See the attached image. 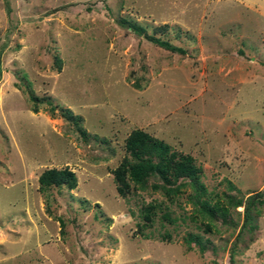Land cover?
Returning a JSON list of instances; mask_svg holds the SVG:
<instances>
[{"label":"rangeland","instance_id":"1","mask_svg":"<svg viewBox=\"0 0 264 264\" xmlns=\"http://www.w3.org/2000/svg\"><path fill=\"white\" fill-rule=\"evenodd\" d=\"M134 128L190 154L227 220L197 213L188 185L168 199L149 179L120 196L112 169ZM65 166L74 187H38L43 169ZM256 191L264 0H0V264H264V201L240 232L243 206L225 198ZM154 198L173 220L157 212L141 232L138 206Z\"/></svg>","mask_w":264,"mask_h":264},{"label":"trees","instance_id":"2","mask_svg":"<svg viewBox=\"0 0 264 264\" xmlns=\"http://www.w3.org/2000/svg\"><path fill=\"white\" fill-rule=\"evenodd\" d=\"M120 22L126 27L139 31L153 43L169 49L171 51H182L167 39L160 38L154 34L144 31L142 25L121 18ZM28 97L33 101L36 99L31 93ZM51 107V106H50ZM52 108V107H51ZM32 109L36 110V106L32 105ZM62 116L77 123L80 116L73 114L68 107L60 109ZM81 133H85L84 129L78 127ZM124 147L127 152L123 156L120 163L112 169L115 188L120 196H126L129 192L142 188L149 179H153L151 186L159 188L166 198L171 199L181 186L188 185L192 188V192L188 194L189 199L194 204L197 213L206 215L209 218L220 217L221 221H226L228 216V207L220 199L210 200L209 195L203 182L199 177V166L195 163L194 158L181 150L173 148L169 143L161 138L155 137L140 128L132 129L124 139ZM39 188L43 189L49 185L62 186L68 188L74 187L76 178L73 170L68 167H47L38 175ZM229 186H233L230 185ZM225 198L233 205L242 204L243 206V222L240 226V232L243 227H250L251 216L250 208L255 201L263 202L261 191L249 193L242 200L241 196H234L225 192ZM158 217L162 220L172 221L170 211L166 204L160 199H152L147 202L141 201L138 206V214L141 221L137 222L139 231L150 225L153 218ZM202 229L209 230V225L203 223ZM167 236L168 234H161ZM145 236H148L147 234ZM186 240L193 242L199 249H203L209 242L201 233L195 231H187Z\"/></svg>","mask_w":264,"mask_h":264}]
</instances>
